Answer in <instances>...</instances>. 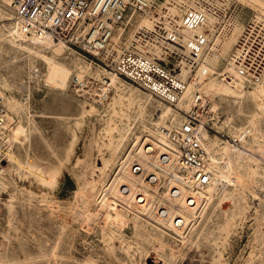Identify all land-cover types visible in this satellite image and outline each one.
<instances>
[{
  "label": "rangeland",
  "instance_id": "rangeland-1",
  "mask_svg": "<svg viewBox=\"0 0 264 264\" xmlns=\"http://www.w3.org/2000/svg\"><path fill=\"white\" fill-rule=\"evenodd\" d=\"M228 1L232 7H238L239 21L242 19L244 24L250 17L260 15L237 0ZM5 5L13 16L9 21H0V75L10 77L11 82L10 89L1 83L0 86H4L2 89L5 94L23 107L20 114L6 107L16 121L17 118H22L26 123L27 116L33 118V126L36 129L32 131L30 139L24 144L15 143L13 151L24 163L28 159L34 162L37 172L30 173L28 169L13 164L7 174L10 175L6 180L7 184L0 181V264H264V177L257 176L253 179L242 194L243 197L237 196L230 202V199H225L224 203L218 204L219 198L216 196L205 209L203 205L197 215L199 219L210 217V220L199 243L195 244H191L187 239L193 232V224L189 223L190 226L183 234H177L156 220L154 216L157 209H153L152 204L147 206L150 212L129 210L128 203L120 199L118 191V194L112 193L116 192L121 184L117 185L116 182L118 187L115 189V179L121 176L124 161L129 170L134 161H139L133 156L129 158V153L133 152L134 155L135 152V135H143L138 146V149H142V154L148 155L151 160L157 158L158 150L152 151L150 145H154L147 139L156 140V129L159 125H154L149 132L145 131L142 121L132 114L131 130L127 133L128 136L126 135L122 151L105 171H98L97 168L109 158L106 145L118 135L116 128L125 127L129 122L125 105L132 98V92L128 85L151 94L122 77L124 83H127L114 87L105 72L111 70L72 44H66L73 51L68 56L69 59H80L81 63L83 61L88 66L89 71L81 75L72 73L66 89L50 86L46 76L44 78L47 73L44 59L17 51L5 39V28L15 22L10 4L0 0V6L6 8ZM235 42L236 39L230 38L226 50L232 46L234 48ZM59 59H62V56ZM219 69V72H222L225 68ZM80 76L81 83L76 84V78ZM88 88H92L94 96L76 90L85 91L89 90ZM199 95L203 104L199 109L198 118L201 122L198 124L231 145L241 147L240 140L233 137L228 127L223 126V121L229 113L237 125L245 122L243 116H236L237 106L234 104V98L204 87L197 91V96ZM140 99L134 98L131 112L135 111L138 104H145ZM115 100H120L117 105H114ZM159 100L154 97L147 103L148 112L154 120L159 114L156 108ZM214 104H217V107ZM172 107L185 119L192 109L191 107L184 111ZM84 109L87 113H83ZM261 160L264 161L263 158ZM1 163L7 164L4 160H1ZM51 172L58 176V186L48 192L41 186L40 177L44 174L43 179L46 182L52 179ZM110 186L114 187L113 190L107 191ZM153 194L155 195V192ZM110 200L116 201L117 204H111L110 208L107 204ZM108 208L116 213L119 210L125 213L126 220L121 224L105 221L104 233L94 218L92 222L87 220L86 213L96 217V213L103 214ZM83 209L86 210L85 213ZM134 212L149 222L144 226L136 224ZM151 224L159 225L166 233L153 231ZM60 228H63L64 241L62 238L63 243L56 248V257L52 248Z\"/></svg>",
  "mask_w": 264,
  "mask_h": 264
},
{
  "label": "built area",
  "instance_id": "built-area-1",
  "mask_svg": "<svg viewBox=\"0 0 264 264\" xmlns=\"http://www.w3.org/2000/svg\"><path fill=\"white\" fill-rule=\"evenodd\" d=\"M11 8L23 34L75 45L171 106L187 88L184 72L188 79L198 80L208 74L207 69L201 73L204 57L232 32L239 11L226 0H13ZM139 16H149L150 24L137 27ZM210 17L214 21L208 28ZM200 29L203 31L196 32ZM130 31L134 32L129 39ZM231 66L235 75L223 70L219 75L223 82L237 78L247 86L259 83L264 72V15H254L246 22L235 43ZM88 89L77 90L94 96L92 88ZM4 95L0 86V143L2 132L12 126ZM202 100L200 95L195 98L182 125L159 128L169 148L161 158L166 161L176 156L177 172L188 174L190 183L199 189L211 185L215 178L200 135L202 125L198 124ZM138 162H133L131 172L144 174L148 184L157 189L154 199L143 195L138 199L145 198L142 204L154 202L158 215L167 217V208L160 207L159 198L167 186L171 187L169 197H178L177 181L169 183L175 172H163L156 165L154 171L144 170ZM186 201L197 204L194 198ZM179 221L172 217V225Z\"/></svg>",
  "mask_w": 264,
  "mask_h": 264
},
{
  "label": "bare ground",
  "instance_id": "bare-ground-1",
  "mask_svg": "<svg viewBox=\"0 0 264 264\" xmlns=\"http://www.w3.org/2000/svg\"><path fill=\"white\" fill-rule=\"evenodd\" d=\"M226 1L229 2L228 0H226ZM237 1H239L241 4H243L245 6H248L251 10H254L255 12H259L260 15L261 14L264 15V0H237ZM4 2H6V4H10V7H11L13 0H4ZM5 6H6V8L0 6V21L1 20L9 21L12 19V16H13L12 13L10 11H8L7 5H5ZM11 10L14 14V11L12 8H11ZM175 10H177V9L175 8ZM238 15H239V11L237 13L235 27L233 28L232 32L228 36H226L223 41L219 42L220 43L219 47L210 49L209 54H207L208 56L204 57V60L202 62L201 73L203 72V69H207L208 74L205 76H202L198 80V78L194 79L195 77L188 79L187 72H184L183 77L186 78L188 81L187 88L183 92V94L180 96V98L177 100V102L175 103V107L178 108L179 110H184V111L189 110L193 106L195 98L197 97V91L201 90L204 87L207 89L215 90V91H217V93H220L223 96H228V97L234 98V104L237 106L236 116L241 115V116H243V118H245V122L242 125H237L234 122V118H231L230 113H229V116L226 117L225 120L223 121V126L225 125V127H228V129H229L230 133L233 135V137L236 138L237 140H240L241 144L240 143L239 144L241 145V147H235L236 145L235 146L231 145L229 142L224 141L219 136L211 134L203 126L200 127V129H201L200 135H201L202 143H203V146H204L206 152L208 153L209 166L215 174V178H214L213 183L211 185H209L208 187H205L203 189L195 188L190 183V176L188 174H184V173L180 174L179 172H177L178 168H177L176 162H175L176 156L174 157V155H172L170 159H166L167 162L164 161V159L160 158L162 155H164L166 152L169 151V148H168V140L163 135L160 134L159 128L160 127H170V126H180L184 123L185 117H183V115L181 113H179V111L177 109L175 110V108H173L171 105L169 106L168 104L162 103L159 100V101H157L158 105L156 107L158 112H159L158 117L155 120L152 119L151 117H153V116H151V113L148 112L147 103L151 102L154 99V96L151 94L153 96L152 97L151 95L146 94L143 91H141V89H139L138 87H135L132 85H128V87L131 90L130 92H132V94H131L132 98H130L129 103L125 105L126 110H127V112H125V114L127 115L129 122L127 123V125L125 127H122V128L117 127L116 128V130L118 131V135L115 136L114 138H112V140L110 142L108 141V145H106V150L109 153V158L106 160L103 159V160H105L103 163L100 160L102 165H101V167L97 168V169H99L98 171H100V170L102 172L105 171L113 163V161L115 160L116 156L120 153V151H122V147L124 145L126 137L128 136L127 133L130 132V130H131L130 120L132 119V114H135L136 119H139L142 121V123L144 124L145 131L149 132L152 130V127L154 125H157V126L159 125L156 129V135H155L156 140L147 139V140L151 141L154 145V146L150 145V148L152 149V151L158 150L159 155L157 156V158L155 160H151V159H149L148 155L142 154V149H138V146L140 145V138L143 137V135L141 137L137 136V135L134 136L133 143L135 144L134 147L136 146L137 149L135 148L134 155H133V152L129 153L130 154L129 158L131 156H133L134 158L135 157L138 158L139 159L138 163L142 166V168L144 170L154 171L155 170L154 166L156 165L159 168H161L163 170V172H169V171L175 172V174H174L175 179H174V177L171 176L169 183L171 184V183L177 181V185H175V186H177L179 188V195L177 198L171 199L169 197V194H168L169 191L171 190V187L167 186V188H166L167 191L162 193L161 197L159 198L160 199L159 205L161 208H162V206L166 207L169 215H167V217H165V218L160 217L158 215L159 214V209H158V212H157V214H155L154 217L163 226L169 227L170 229L173 230L174 233H177V234H183V232L190 226L189 223L193 224V232H192L190 238H187L191 244L199 243L201 236L205 233V231L207 230V227H208L210 217H206L205 219H203V218L199 219V217L197 215L198 212L200 210H202L200 208L203 207V205H204L203 209H205L208 206L209 202H212V200L216 196H218V198H219L218 204L225 201V199H230L229 200V202H230V201H232L231 199H234L237 196H239V198H240V195H241V197H243L242 194H244L245 190L249 187V184L251 181H253V179H255L257 176L264 177V161L261 160V158L264 159V129H263L264 128V101H263V98H264V72L261 76L259 83L255 84V85H250V86L245 85L244 82H242V79L236 78V80L234 82H230V83L223 82L221 79H219V75H220L219 67L225 68L223 70H227L228 72H231L235 75L234 70L232 69V66H231L234 48H232L233 47L232 46V47H229L228 50H226V46H227V42L230 41V38L237 40L238 37L240 36L242 30L245 27L243 20L241 19V21H239ZM14 20H15V14H14ZM150 21H151V19L149 16H139V17H137V20H136L137 27L147 26L150 24ZM213 21H214V19L212 17H210L208 24H207L208 28H209L210 24L213 23ZM5 29L7 30L6 35L4 34L6 36L5 39L7 40L8 43L11 44L12 48H15L17 51H22L24 53L26 52V53L37 55V56L44 59V62H46V65H47L46 66L47 67V73H46V75H44V78L46 76V80L50 84V86L55 87V88H60V89H66L68 87V84H70L69 80L71 79L72 73H79L81 75V73H85L86 71H89L88 66H86L83 63V61L81 63L80 59H79V61L75 60L74 58L69 59L68 56L71 55L73 53V51L68 47V45H66V43L59 42L58 44H56L55 42H57V41H54L53 39L40 40L38 38L28 37L27 35L23 34V32L21 31L16 20L14 23L9 25ZM202 31L203 30L200 29V30H197L196 32H202ZM133 32L134 31L129 32V35H128L129 39L133 36ZM230 43H232V40ZM235 43L233 44L234 46H235ZM60 53H62L63 55L62 54L60 55ZM60 56H62V59H59ZM105 72H107V76L112 81L111 84L114 87H118L119 85H123V84L127 83V82L124 83L121 76H119L115 72L106 71V70H105ZM213 76H216V77H213ZM9 78L10 77L0 75L1 85L3 84L6 88H9L10 82H11V81H9ZM80 78H81V76L78 79H80ZM208 79H209V81L206 83V81ZM204 84H205V86H204ZM4 86H2V87H4ZM77 92H78V90H77ZM102 94H104V93H102ZM135 97L141 98L144 101L142 103H145V104H138L135 107V111L131 112L130 111L132 109L131 105L134 104L133 100ZM119 101L120 100H115L114 105H117V103ZM3 103H4L5 107L8 106L7 108L10 111H15V112L17 111V113L21 112V110L23 108L19 102H17L13 98H10L6 94L4 95ZM154 103H156V102H154ZM250 104H252L253 106ZM214 106L217 107V104H214ZM24 111H25V109H24ZM83 113H87V111L84 109ZM28 115H30V114H28ZM10 119H11L10 121H12V126L9 128L8 132H2V134H1V139H2V142L0 143V181L1 182H3V181L6 182V180H8V177L10 175L8 176L7 174H8V172L11 171L13 164H14V166H17L19 168L28 169V171L30 173H34L35 171L37 172L36 167L33 165L34 162L32 163L31 161H28L29 160L28 159V160H26L27 162L25 161L26 163H24L23 161H21L18 158V156L13 151V145L15 143L24 144L26 141H28L30 139L31 133H33L32 131H34L36 129L33 126V120H32L33 118L30 116H27V118H26L27 122L25 123L24 121H22V118L21 119L17 118V121H16V118L10 114ZM35 124H37V123H35ZM112 124H114V123H112ZM217 124H218V121H217ZM162 125H164V126H162ZM141 133H143V132H141ZM132 134H134V133H132ZM32 136H33V134H32ZM104 145H105V143H104ZM27 155H28V153H27ZM31 159H32V157H31ZM1 160H4L5 162H7V164L6 165L2 164ZM174 162H175V166H174ZM126 164H127L126 161H124L122 169H121L122 174L120 177H117L115 179V182H114L115 189L118 186H120V187H118L117 190L114 189L116 192H112V193L116 194L118 191V193L121 195V196H119L120 199H123V201L125 203H128L127 205H129V210L130 209H136V210L138 209V210H141L142 212H145V211L150 212V209L147 208L148 204H142V203L145 201V198H148V199L151 198V200L154 199L153 192H156L157 189L156 188L154 189L153 187H151L148 184L147 180H145V178H144V174L134 175L131 172V170L128 169V166H126ZM40 172H41V170H40ZM51 175H52L51 176L52 177V181H51L52 183L50 185L45 182V179H43L44 174H43V176L40 177L41 186L44 189H46V191H48V192L55 190L56 187L58 186V176L54 173H52ZM39 176H40V174H39ZM165 176H166V174H165ZM116 182H117V185L119 183H121V184L117 186ZM9 183H10V180H9ZM3 184H5V183H3ZM6 184H7V182H6ZM112 186L109 187L110 189L107 188V191L113 190L114 187H112ZM171 186H173V184ZM138 195H143L145 198L138 199ZM116 196H115V198H117ZM189 197L194 198V200H195V202H197V204L194 206H192L194 202L189 204L186 201L187 198H189ZM105 199H104V201H105ZM120 199H119V201H120ZM104 201H103V203H104ZM115 202L116 201H114V200H110L107 202V204H109V206L113 203L117 204ZM233 202H235V201H233ZM96 203H97V201H96ZM101 203H102V201H101ZM153 204H154V202H153ZM153 204L151 205L153 207V209L154 208L157 209L158 207L154 206ZM119 205H117V206H119ZM216 206H217V204H216ZM111 207L112 206H110V208ZM114 207L112 209H114ZM115 209H116V207H115ZM212 210L213 209H211V211ZM83 211H84V209H83ZM85 212H86V210L84 211V213ZM86 214H87L86 215L87 220H89V221L91 220V222H92V218H94V220L97 221L96 223L98 224V226L99 225L101 226V229H102L101 231H103L104 233L106 231V229L103 228L105 226L104 225L105 221L108 220L114 224L115 223L121 224V223L125 222V220H126L125 219L126 218L125 213H122L120 210L116 213V211L114 212L113 210H111L109 208L106 209L103 212V214L96 213L95 214L96 217H94L89 212ZM134 215L136 218V224L140 223L142 226H144L147 224L146 222H149V221H146L145 219H143L138 213L134 212ZM97 216H99V217H97ZM209 216H212V215H209ZM172 217L180 219V221L177 225L176 224L172 225ZM95 221H94V223H95ZM85 222H87V221L85 220ZM136 224H134V225H136ZM151 226H152L151 229L153 231H159L162 233H166V231L162 227H160L159 225L151 224ZM121 227H122V225H121ZM149 229H150V227H149ZM62 232H63V228L62 229L60 228L57 235L55 234L56 240H55L54 246L52 248L53 255L57 252L56 248L59 245L61 246V244L63 243V242L61 243L62 238H63ZM168 236H170V235H168ZM63 241H64V238H63ZM186 242L187 241L185 240V243ZM45 255H46V253H45ZM50 256L52 257V255H50ZM54 256L57 257V255H54ZM61 257H62V255H61ZM60 259H62V258H60ZM88 260H90V259H88ZM167 261H169V260H167ZM89 263H92V261ZM169 263L171 264V262H169ZM173 263H174V261H173Z\"/></svg>",
  "mask_w": 264,
  "mask_h": 264
}]
</instances>
